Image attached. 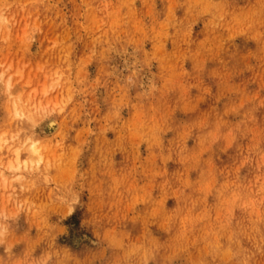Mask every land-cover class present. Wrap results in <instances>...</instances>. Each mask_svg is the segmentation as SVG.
Returning <instances> with one entry per match:
<instances>
[{"label": "clouds", "instance_id": "clouds-1", "mask_svg": "<svg viewBox=\"0 0 264 264\" xmlns=\"http://www.w3.org/2000/svg\"><path fill=\"white\" fill-rule=\"evenodd\" d=\"M0 264H264V0H0Z\"/></svg>", "mask_w": 264, "mask_h": 264}]
</instances>
